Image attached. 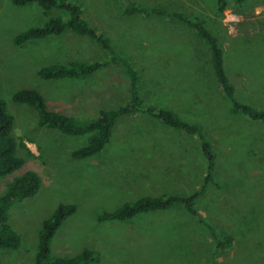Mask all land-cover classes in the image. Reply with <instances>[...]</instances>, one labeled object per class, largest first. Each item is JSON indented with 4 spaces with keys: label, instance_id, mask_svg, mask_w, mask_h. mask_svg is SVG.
I'll use <instances>...</instances> for the list:
<instances>
[{
    "label": "rangeland",
    "instance_id": "rangeland-1",
    "mask_svg": "<svg viewBox=\"0 0 264 264\" xmlns=\"http://www.w3.org/2000/svg\"><path fill=\"white\" fill-rule=\"evenodd\" d=\"M71 1L82 5L86 19L134 59L145 103L197 121L211 138L218 153L216 171L198 208L235 239L234 247L219 255L220 264H264V125L231 114L206 43L182 23L123 14L124 0ZM139 1L207 18L224 48L236 97L264 109V0H247L241 7L228 0L223 13L215 0ZM53 15L68 17L36 3L17 6L12 0H0V95L15 118L14 136L24 138L35 154L29 156L18 147L22 167L0 177V197L25 171L33 170L42 178L34 196L15 202L8 211L21 244L17 249H0V264H31L42 222L60 204H75L76 212L55 235L54 255L72 256L90 247L99 255L92 264H214V238L182 205L124 222L98 220L100 214L142 196L189 194L200 187L207 163L197 137L148 115L124 117L101 153L76 159L72 151L84 145L87 136L40 126L34 106L13 100L17 90L34 88L44 94L52 110L84 121L128 98L121 67L85 80H44L38 75L43 66L106 57L94 41L71 31L21 46L13 43L17 34Z\"/></svg>",
    "mask_w": 264,
    "mask_h": 264
},
{
    "label": "trees",
    "instance_id": "trees-1",
    "mask_svg": "<svg viewBox=\"0 0 264 264\" xmlns=\"http://www.w3.org/2000/svg\"><path fill=\"white\" fill-rule=\"evenodd\" d=\"M126 4L122 13L131 17H145L182 23L187 29L195 32L208 46L211 56L213 74L220 90L230 101V112L233 116H244L250 121L264 125V109L240 101L236 97V88L226 70L224 48L219 37L210 29L208 19L196 13L181 10L150 6L139 0H124ZM14 5L24 6L38 4L46 11L61 10L68 17L50 16L42 25L33 26L17 34L13 43L21 46L29 41L43 40L58 36L67 31L76 33L82 38L94 41L106 53V57L80 60L72 59L39 69L38 75L44 80H85L94 74L115 67L123 69L128 86V98L124 104L115 107L101 108L96 117L80 121L67 113L57 112L50 108L42 92L34 88H22L13 95L19 104L34 106L39 112V125L56 129L71 136H87L81 147L72 151L76 159H87L101 153L110 142L119 121L124 117L148 115L158 123L194 135L200 140L207 169L203 182L189 194L146 195L137 200L125 202L121 207L107 211L98 216L99 221L130 220L141 213L170 209L182 205L187 212L196 216L200 224L207 228L214 238L213 262L220 264L221 252L235 245L234 237L218 228L198 208L201 196L213 183L218 153L204 127L197 121L185 119L171 108L147 104L141 94L142 75L134 59L127 52L119 49L110 37L97 25L90 23L84 14V7L71 0H12ZM217 10L223 13L229 6L228 0H215ZM237 7L244 6L247 0H233ZM201 100L196 98V101ZM15 118L9 111L6 101L0 95V177L11 175L22 167V158L18 156V147L25 149L29 156L35 154L29 149L24 138L14 136ZM42 186V178L33 170L16 176L0 197V249H17L21 244L20 234L11 226L8 218L10 207L17 201L34 196ZM76 212L75 204H60L55 211L42 222L39 231L38 252L31 264H92L99 260L98 252L90 247L72 256L53 254L52 242L64 221Z\"/></svg>",
    "mask_w": 264,
    "mask_h": 264
}]
</instances>
